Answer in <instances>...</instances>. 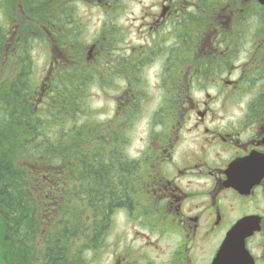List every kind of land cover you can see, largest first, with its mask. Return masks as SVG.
Returning a JSON list of instances; mask_svg holds the SVG:
<instances>
[{"label":"flooded vegetation","instance_id":"af4514ba","mask_svg":"<svg viewBox=\"0 0 264 264\" xmlns=\"http://www.w3.org/2000/svg\"><path fill=\"white\" fill-rule=\"evenodd\" d=\"M15 1L14 34L50 11L48 0ZM81 7L100 14L90 39ZM51 11L40 25L58 54L53 65L75 63L111 85L113 112L96 117L102 132L91 155L106 168L88 174L107 176L96 200L110 208V225L89 247L94 260L213 264L229 229L247 219L260 220L245 242L253 264H264V5L58 0ZM237 166L244 172H231ZM61 184L65 193L66 176ZM119 215L123 230L111 244ZM126 228L140 244L118 247Z\"/></svg>","mask_w":264,"mask_h":264},{"label":"trees","instance_id":"16d2710c","mask_svg":"<svg viewBox=\"0 0 264 264\" xmlns=\"http://www.w3.org/2000/svg\"><path fill=\"white\" fill-rule=\"evenodd\" d=\"M0 7L10 15L17 1L0 0ZM39 15L21 21L12 50L0 24V264H84L93 237L110 225L108 202L96 200L107 176H88L106 168L91 159L102 129L87 108L86 67L52 69L40 100L31 48L52 15Z\"/></svg>","mask_w":264,"mask_h":264},{"label":"rangeland","instance_id":"374dc122","mask_svg":"<svg viewBox=\"0 0 264 264\" xmlns=\"http://www.w3.org/2000/svg\"><path fill=\"white\" fill-rule=\"evenodd\" d=\"M57 3H58V0H54L53 3L50 2V5H49L50 11L49 12L43 11L42 13L51 15L52 6L53 4H57ZM46 4H48V2ZM80 12L83 14L87 12L84 18H89L88 22H90V25L88 29L90 30V32L86 36V38L90 39L93 36V33H94L93 30L95 28V23H96L97 18L100 16V14L98 11L85 10L83 7H81ZM3 16H5L4 9L0 7V24L4 26V28L7 30V35L9 36V39H10V45L8 46V50H12L14 48L15 39H16V36L13 35V33L15 32L14 27L18 23L17 21L13 20L12 17L7 18L5 16L4 18ZM39 26L41 28L40 24ZM42 34L44 38L47 39L44 31H42ZM40 38L41 36H39L36 40H33V46L31 48V51L34 57L35 75H36L35 79L37 81L36 84L38 85L39 91L41 92V95H40V100H41L42 97L44 96V93L46 91H49L48 89L51 88V85H52L51 79H49L48 75L50 73L51 64L55 63V61L57 60L58 54L52 53L49 47L45 44L44 38L42 37L43 38L42 40ZM81 54H83V59L85 61V52L83 53L81 52ZM91 68L98 71V69H95L94 67H91ZM98 72L104 75L106 70L99 69ZM89 90L90 91H88V93L90 97L88 100V104H90L92 109H95V110H97L98 108H101V111L97 118H100L101 120L105 121L107 117L111 115L113 112L112 110H113L114 104L109 100V95L110 93H112L111 85L108 86L107 83L102 78H100L96 82L92 81V85L89 86ZM121 219H122V215H119L117 218H114L115 224H113L111 228V232L107 235L108 242H110L111 244H116L114 240L115 235H117L118 232L123 230V221ZM125 232L127 236L125 240L122 243H120V245L118 246L119 248L125 247L127 243H131L133 247L140 244V241L138 242L136 241L133 243V239H132L133 235L131 232L127 231V228L125 229ZM83 259H84V264H111L110 256L105 259L95 261L89 249L83 252Z\"/></svg>","mask_w":264,"mask_h":264},{"label":"water","instance_id":"95a60500","mask_svg":"<svg viewBox=\"0 0 264 264\" xmlns=\"http://www.w3.org/2000/svg\"><path fill=\"white\" fill-rule=\"evenodd\" d=\"M264 5V0H259ZM236 167H233L231 172L240 173L244 172L240 170V166L235 171ZM251 170L249 169V173ZM232 182V181H231ZM234 183V182H232ZM260 220L248 221L243 219L237 222L227 233L225 241L221 248L217 252L213 264H221L223 261L229 264H253L252 257L247 251L245 246V240L247 237L252 236L256 231H259ZM224 253H227V255Z\"/></svg>","mask_w":264,"mask_h":264}]
</instances>
